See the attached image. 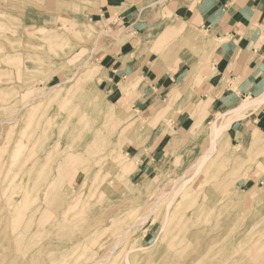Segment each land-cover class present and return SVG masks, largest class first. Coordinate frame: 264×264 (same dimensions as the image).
Listing matches in <instances>:
<instances>
[{
  "label": "rangeland",
  "instance_id": "1",
  "mask_svg": "<svg viewBox=\"0 0 264 264\" xmlns=\"http://www.w3.org/2000/svg\"><path fill=\"white\" fill-rule=\"evenodd\" d=\"M115 3L0 0V264H264V132L249 118L264 106L196 174L227 110L165 88L175 56L212 44L155 0L151 45L123 46ZM145 55L168 78L117 70Z\"/></svg>",
  "mask_w": 264,
  "mask_h": 264
},
{
  "label": "crops",
  "instance_id": "2",
  "mask_svg": "<svg viewBox=\"0 0 264 264\" xmlns=\"http://www.w3.org/2000/svg\"><path fill=\"white\" fill-rule=\"evenodd\" d=\"M112 1L117 3L109 5L110 17L113 18L109 30L125 28L133 35L123 46L134 43L139 36L142 37L141 48L151 45V37V42L145 46H142V39L153 35L144 29L155 21L150 12L161 11L155 9V0ZM161 1L166 6L164 11L174 13L188 30L205 33L207 41L212 44L209 46L208 43L204 55L175 56L178 62L168 67L173 83L164 87L166 91H171L173 86L179 87L177 91L200 93L203 102L214 99L217 105L210 107L212 112L229 110L240 101L264 95V0ZM116 9L121 10L117 12ZM148 59L145 55L137 65L131 61L128 65L116 67L119 72L126 73L125 78L132 75L147 79L155 75L158 76L157 82H161V77L168 78L163 67L149 64ZM199 77L202 78L200 84L194 83ZM166 83L170 85V81ZM160 84L163 87L165 83ZM193 103L192 100L186 101L183 109L190 108ZM254 113L249 114L253 126L264 132V111L263 114L257 110ZM183 114L177 118L179 124L187 122V115ZM249 134L247 131L243 136L248 137Z\"/></svg>",
  "mask_w": 264,
  "mask_h": 264
},
{
  "label": "bare ground",
  "instance_id": "3",
  "mask_svg": "<svg viewBox=\"0 0 264 264\" xmlns=\"http://www.w3.org/2000/svg\"><path fill=\"white\" fill-rule=\"evenodd\" d=\"M41 30V29H40ZM37 31V30H36ZM43 31V29H42ZM35 32V31H34ZM33 32V33H34ZM150 37L152 38V36L150 35ZM150 37L149 38H146L142 41V46L144 45H148L151 41H150ZM117 40H119V42L121 44H124L125 45V41H127V37L124 35V33L122 32L118 37H117ZM219 47V44L216 46V48ZM79 59V58H78ZM88 63V62H87ZM86 63V64H87ZM78 71V70H77ZM68 81V80H67ZM66 81V82H67ZM136 81V80H135ZM135 81H132L130 83H123L122 87L123 89H129L131 88V86H135ZM59 85V84H58ZM44 94V93H43ZM47 94V93H45ZM44 94V95H45ZM42 96V95H40ZM175 97V96H174ZM173 97V98H174ZM172 102H170L171 104ZM264 103V95L262 97H259V98H249V100H246L244 101L243 103L241 104H238L236 106H234L233 108H230L229 110L223 112L220 116H218L213 124H212V142H211V145H210V148L200 157V159L195 163V165H198V168L196 170V174L201 172V170L206 166V164L209 162V160L211 159V157H213L217 151L219 150V147H218V141H219V138L221 137V135L227 131L229 129V127L231 126V124L233 123L234 120L236 119H240V118H244L245 116H247V113L249 111H253L255 110L256 108H258L259 106H261L262 104ZM28 104V103H27ZM25 105V104H24ZM23 105V106H24ZM25 107V106H24ZM21 110V109H20ZM19 113V112H18ZM18 115V114H17ZM16 120V119H15ZM257 140V138L255 139ZM16 158V157H15ZM77 171H75L76 173ZM77 174V173H76ZM76 174H74L73 177L76 176ZM195 174V175H196ZM72 177V178H73ZM193 177V176H192ZM75 179V178H74ZM179 179V178H178ZM190 179V178H189ZM189 179L187 181H184L185 182H188ZM73 181V179H71ZM70 180V181H71ZM192 180V179H191ZM194 180V179H193ZM69 182V181H68ZM177 183V182H176ZM53 184V183H52ZM69 184H72L69 183ZM49 187V186H48ZM174 188V187H172ZM172 191V189H171ZM181 191V188L178 187L177 191H175V195L173 197V199H171L168 204H167V222L165 221V226L168 224L169 222V219L171 217V207L173 205V202H174V198L180 193ZM168 192V191H167ZM164 196V194H163ZM162 196V197H163ZM45 197V196H44ZM161 197V198H162ZM165 202V201H164ZM78 205V204H77ZM76 205V206H77ZM80 210V209H79ZM69 211V210H68ZM84 211V210H83ZM152 213V211H150L149 215ZM147 216V218H149L150 216ZM162 228V227H161ZM161 233V232H160ZM121 238V237H119ZM118 242V241H117ZM116 246V245H115ZM115 248V247H113ZM116 249V248H115ZM114 249V250H115ZM135 248H133L134 250ZM138 249V248H137ZM132 251V250H131ZM112 254V253H111ZM102 259V258H101ZM127 260H129V264H131V260H130V257L128 256L126 258ZM229 260V259H228Z\"/></svg>",
  "mask_w": 264,
  "mask_h": 264
}]
</instances>
